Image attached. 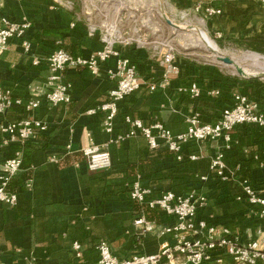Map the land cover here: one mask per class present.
I'll use <instances>...</instances> for the list:
<instances>
[{"label": "crops", "instance_id": "obj_1", "mask_svg": "<svg viewBox=\"0 0 264 264\" xmlns=\"http://www.w3.org/2000/svg\"><path fill=\"white\" fill-rule=\"evenodd\" d=\"M169 1L177 7L186 2ZM189 1L194 5L211 3L222 9L221 16L208 20L211 32L246 38L257 32L264 21V8L252 2ZM81 5L88 6V3L84 0L68 11L55 6L52 0H0V15L14 21L27 19L31 26L28 40L32 51L42 60L56 48L72 56L86 57L99 50L101 44L97 37L86 36L79 17ZM71 23L76 26L71 28ZM129 57L138 67L143 62L148 76L145 80L153 82L160 78L161 70L147 59L145 51L132 50ZM31 59L23 53L20 40L10 41L0 54V88L12 91L15 97L34 98L36 88L44 86L48 71L43 62L33 66ZM112 62L110 60L108 65ZM182 67L187 68L186 62L180 69ZM182 69L167 88L151 93L143 87L121 101L112 136L103 131V112L86 114L87 110L106 101V92L113 85L106 75V67H102L98 76H92L83 68L65 70L63 79L71 85L68 104L50 107L42 100L32 112L11 108L0 116V124L17 123L26 118L48 124L47 132L24 145H0L1 161L14 157L10 147L25 146L24 156L21 152L23 167L21 165L20 172L8 183L12 190L9 192L18 196L17 205L10 208L0 204V261L5 264H96V246L100 240L106 241L119 259L157 252L171 238L160 237L155 232L140 235L133 221L144 216L147 221L161 225L172 219L158 209L129 199L131 183L137 177L144 186L152 188L156 196L169 190L185 193L198 189L207 197V206L199 212L200 218L228 227L243 240L255 237L261 226L255 215L256 208L246 202H235L234 196L239 191L242 175L248 174L246 180L264 188V131L256 126H238L231 133V147L224 152L227 170L234 176L228 185L213 177L206 183L199 181V177L207 174L210 159L224 151L222 140L189 146L187 153H201L200 161L185 158L187 161L177 162L165 146L149 150L145 139L137 136L109 147L110 170L96 173L87 170L81 153L89 143L87 135H91L95 144L122 135L129 129L124 122L127 116L140 119L146 126L161 122L173 133L186 129L185 120L191 112H197L201 120L208 123L218 117L216 104L222 103L205 95L191 99L177 93L179 86L198 83V75H194L193 70ZM213 88L214 85H210L204 87V91ZM230 102L232 104V100ZM68 145L70 151L66 152ZM52 157H58L57 161H50ZM74 242L81 245V260L74 257Z\"/></svg>", "mask_w": 264, "mask_h": 264}, {"label": "built area", "instance_id": "obj_2", "mask_svg": "<svg viewBox=\"0 0 264 264\" xmlns=\"http://www.w3.org/2000/svg\"><path fill=\"white\" fill-rule=\"evenodd\" d=\"M52 1L55 6L68 11L75 8L72 0ZM79 1L83 4L84 0ZM85 1L88 6L81 5L79 17L83 20L86 36L97 37L101 44L99 50L86 57L72 56L64 49L56 48L42 60L32 51L28 40L31 26L27 19L14 21L0 15V54L8 48L10 41L20 40L23 53L32 58V65L39 66L43 62L48 71L44 86L36 88L34 98L15 97L12 91L0 88V116L11 108H21L26 113L32 112L41 105L42 100L50 107L68 104L71 99V85L63 79L65 70L83 68L92 76H98L102 67H106V75L113 85L106 92V101L95 109L87 110L86 114L92 116L98 111L103 112V131L112 136L114 119L121 101L143 87L151 93L165 89L173 78L180 75L175 47L170 40L160 36L148 39L142 32V27L138 26L129 13H123V8L118 5L112 8V14L109 15L103 3ZM244 1L264 8V0ZM193 13L209 20L221 16L223 12L214 5L197 2L193 6ZM96 16H99V20H96ZM75 26V23L70 24L71 28ZM217 36L220 37V34ZM128 50L146 52L147 59L155 62L161 70L157 82H149L139 75L136 65L126 54ZM110 60L113 62L108 65ZM177 93L187 95L191 99H198L202 95L213 99L220 96L218 88L204 91L203 85L196 82L179 86ZM232 98L233 106L222 108L218 117L211 123L203 122L197 112L189 113L185 120L186 129L180 133H173L158 121L146 126L140 119L127 116L124 122L129 129L122 135L111 137L103 144H95L91 135H87L89 143L81 151L87 170L91 173L110 170L112 162L109 147L137 136L145 139L149 150L165 146L174 154L177 162H182L185 158L191 162L200 161L201 153H187L189 146H202L222 140L224 151L218 152L210 159L208 173L199 177V181L206 183L213 177L221 183H229L234 176L227 170L224 152L231 147V133L242 125L256 126L264 130V109L243 94L234 93ZM47 130L48 124L35 118L22 119L17 123L2 122L0 145H24ZM65 150L70 151V145L66 146ZM57 159L58 157H52L50 161L56 162ZM21 164V152H16L11 159L0 160V204L10 208L16 207L18 196L8 192L7 187L9 181L20 172ZM129 199L150 209H158L164 216L172 219L166 224L156 225L147 221L144 216H139L133 221L139 234L155 232L160 237H170V241L162 244L153 254L119 259L112 254L109 244L100 240L96 246V264H264V193L255 190L247 180L239 182V191L234 200L246 202L251 208H256L255 215L261 221L255 237L247 240L234 234L228 227L209 223L199 217V212L207 206V197L197 189L185 193L169 190L156 196L154 190L144 186L137 177L131 183ZM72 250L75 259L81 260V245L74 242ZM0 264L5 262L0 261Z\"/></svg>", "mask_w": 264, "mask_h": 264}, {"label": "rangeland", "instance_id": "obj_3", "mask_svg": "<svg viewBox=\"0 0 264 264\" xmlns=\"http://www.w3.org/2000/svg\"><path fill=\"white\" fill-rule=\"evenodd\" d=\"M72 1H74L75 6L77 3H80L79 0ZM91 1L103 3L107 10V14L109 15L112 14V8L117 5L122 7V12L125 13L124 11H126L132 16V19L137 22L138 26L142 27V32L146 34L148 39L160 36L164 39L170 40L174 44L178 64L181 66L184 62H186L187 68L182 67V71L185 69H191L193 70L192 72L194 75L199 76L206 68L209 70L215 69L224 77L237 78L240 80H259L264 83V79L243 78V76L239 75L233 67V64H238L242 69L252 73L255 72L256 76H264V60L253 61L248 58L249 54H258L264 57V53H257L244 46V41L246 39L264 31V21L259 24L257 32H255L252 36L245 38L240 36H231L228 34L226 35L221 31L211 32L208 27L209 21L207 19H203L200 15H195L193 13L194 2L189 0H185L186 2H184L180 7L174 6L173 2H170L169 0ZM201 3L212 5L211 3ZM163 13L165 17H163ZM97 19L99 20V16H96V20ZM165 20H168L172 25L167 24ZM217 34H220V37H218ZM199 36L204 38L207 37L214 41L220 49L222 55H224L221 57L232 60L233 63L230 64L232 67H230V65L217 62L216 58L218 56H215L216 58H214V54L210 50L200 45L198 39ZM131 51L132 50H128V52H126L128 57ZM235 67L237 68V65H235ZM257 72L260 74L257 75ZM158 80L159 79L157 78L153 82L155 83ZM200 84L204 85V87L208 86L203 82Z\"/></svg>", "mask_w": 264, "mask_h": 264}, {"label": "trees", "instance_id": "obj_4", "mask_svg": "<svg viewBox=\"0 0 264 264\" xmlns=\"http://www.w3.org/2000/svg\"><path fill=\"white\" fill-rule=\"evenodd\" d=\"M263 35H264V31H261L258 34H255L253 37L246 39L244 41V46L247 49L255 51L257 53H264V47H262L264 46ZM132 62L136 64L133 60ZM136 67H137L139 75L142 76L143 78L148 79V76L145 75L146 69L144 68L143 62H142V65H140L139 67L137 65ZM197 82L206 83V85L208 86L214 85L215 88H218L220 90V96L217 99H215L216 102L218 101L222 103V104H216L217 108L219 109L218 110L219 112L224 107L233 106L232 95L234 93H240V94L245 95L246 97H248L250 101H254L258 103L261 106V108L264 109V83H262L259 80H240L237 78H228V77H224L221 74H219V72L215 69L209 70L206 68L203 70V73L198 76ZM231 100H232V104L230 102ZM260 130L264 131L263 129H260ZM10 149L13 152V155L17 151L22 152V155L25 154V146L15 145L14 147H10ZM184 161H187V160H183L182 162ZM21 165L23 167V161ZM207 173H208V170H207ZM246 177L249 178V175L248 174H246V176L242 175V177L240 178V181L246 180L245 179ZM248 182L251 184V186L255 190L263 191L264 193V188L259 187V185L255 183V181L254 182L248 181ZM228 184L229 183H224V185H228ZM7 191L8 192L12 191L10 186L7 187Z\"/></svg>", "mask_w": 264, "mask_h": 264}, {"label": "bare ground", "instance_id": "obj_5", "mask_svg": "<svg viewBox=\"0 0 264 264\" xmlns=\"http://www.w3.org/2000/svg\"><path fill=\"white\" fill-rule=\"evenodd\" d=\"M192 29H198V28H192ZM198 39H199L200 45L206 47V49L210 50L214 54V58H216L215 56H218L216 58L217 62H221V63H223L225 65H230L231 64V61L230 60L221 57V56H224V55H222L220 49L218 48V46L215 44L214 41H212L211 39H209L207 37L204 38L202 36H199ZM248 56H249L248 58L251 59V60H253V61L264 60V57L263 56H260L258 54H249ZM235 65H237V68L235 67ZM230 67H232V65H230ZM233 67L235 68V70H236L237 73L240 72L241 76H243L245 78L263 77V79H264V76L263 75L256 76L255 72L252 73V72H249V71H247L245 69H242L241 66L239 67L238 64H233ZM258 74H260V73L257 72V75Z\"/></svg>", "mask_w": 264, "mask_h": 264}, {"label": "water", "instance_id": "obj_6", "mask_svg": "<svg viewBox=\"0 0 264 264\" xmlns=\"http://www.w3.org/2000/svg\"><path fill=\"white\" fill-rule=\"evenodd\" d=\"M163 17H165V16H164V13H163ZM165 21H166L167 24H170V22H169L168 20H165ZM170 25H172V24H170ZM228 59H229V58H228ZM230 61H231V63H232V60H230ZM238 73H239V75H241L240 72H238ZM243 78H245V77H243ZM253 78L263 79V77H253ZM253 78H245V79H253Z\"/></svg>", "mask_w": 264, "mask_h": 264}]
</instances>
